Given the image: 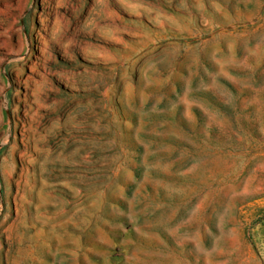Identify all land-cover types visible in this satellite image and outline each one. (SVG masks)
Masks as SVG:
<instances>
[{
	"label": "rangeland",
	"instance_id": "rangeland-1",
	"mask_svg": "<svg viewBox=\"0 0 264 264\" xmlns=\"http://www.w3.org/2000/svg\"><path fill=\"white\" fill-rule=\"evenodd\" d=\"M0 264H264V0H0Z\"/></svg>",
	"mask_w": 264,
	"mask_h": 264
}]
</instances>
